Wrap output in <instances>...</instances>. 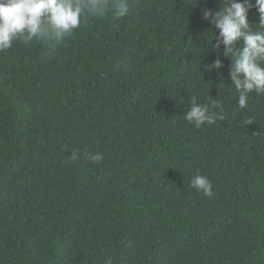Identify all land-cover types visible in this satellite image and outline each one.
I'll return each mask as SVG.
<instances>
[{"label":"trees","instance_id":"obj_1","mask_svg":"<svg viewBox=\"0 0 264 264\" xmlns=\"http://www.w3.org/2000/svg\"><path fill=\"white\" fill-rule=\"evenodd\" d=\"M126 2L0 52V264H264V94L240 109L211 47L224 0ZM192 96L224 119L187 122Z\"/></svg>","mask_w":264,"mask_h":264},{"label":"clouds","instance_id":"obj_2","mask_svg":"<svg viewBox=\"0 0 264 264\" xmlns=\"http://www.w3.org/2000/svg\"><path fill=\"white\" fill-rule=\"evenodd\" d=\"M253 8L259 13L255 28L249 21ZM109 11L118 18L125 17L128 4L126 0H0V52L11 49L17 39L26 45L41 39L60 43L89 18H101ZM203 18L219 30L211 47L222 48L223 56L233 61L229 74L239 94V107L245 109L251 93L264 94V0H224L219 11L204 10ZM223 67L220 58L206 66L209 73ZM184 119L197 128L212 125L224 119L223 105L218 99H212L211 105L199 103L192 96ZM72 158H76L75 153ZM88 158L95 163L103 156L96 153ZM191 187L205 196L214 195L210 180L199 173L191 179ZM106 264H113L112 259Z\"/></svg>","mask_w":264,"mask_h":264}]
</instances>
